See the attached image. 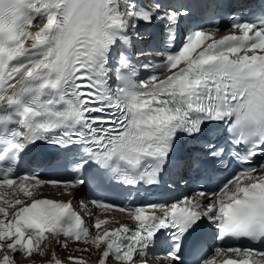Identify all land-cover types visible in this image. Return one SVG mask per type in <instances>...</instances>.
Masks as SVG:
<instances>
[{"label":"snow or ice","instance_id":"obj_1","mask_svg":"<svg viewBox=\"0 0 264 264\" xmlns=\"http://www.w3.org/2000/svg\"><path fill=\"white\" fill-rule=\"evenodd\" d=\"M189 15L187 6L161 0H0V186L14 189L11 201L0 197V264H20L68 241L89 246L78 251L94 248L91 264H147L164 234L162 258L182 264L185 237L205 224L220 242H264V15L234 17L219 39L214 29L198 28L169 50L173 29ZM155 21L167 29L159 63L133 62L126 50L114 55L121 43L142 38L141 23ZM141 72L148 75L141 79ZM181 136L199 142L203 154L189 166L227 157L239 170L215 189L170 201L92 200L105 213L126 212L129 223L96 217L86 225L71 199L38 198L49 185L71 196L88 183L82 172L92 165L121 187L156 185ZM39 142L76 149L77 174L45 180L18 173ZM212 251L195 264H217L216 256L227 257L219 264H264V249L254 244Z\"/></svg>","mask_w":264,"mask_h":264},{"label":"bare ground","instance_id":"obj_2","mask_svg":"<svg viewBox=\"0 0 264 264\" xmlns=\"http://www.w3.org/2000/svg\"><path fill=\"white\" fill-rule=\"evenodd\" d=\"M120 2L123 3L124 0H120ZM161 2L164 4L171 5L173 7L183 4V0H170L169 2H167V0H161ZM139 30L141 32L142 38L136 39L133 36L130 43H128V44L121 43V45L117 49H114V55H115V53H117L119 51L126 50L127 54H129L131 56L133 62H136L137 59H139L141 62H151V63L154 61L160 60L159 56L152 52L156 39H153V37L150 38V36H148L147 33L142 30L141 27ZM156 33L158 34V31H156ZM134 50H136L137 53L142 51L144 53V55L137 57V54L134 53ZM42 190H43V193L40 192V196L38 198L68 200L70 197V195L67 194L66 192H64L62 189L57 190L54 187H44ZM15 191L18 192V190H15ZM38 191H39V189H38ZM13 192H14V189H10L9 192L7 193L8 197H6V196H1V197L4 200L11 201L14 198ZM77 193H81V190H79V189L73 190L71 195L77 194ZM17 198L25 199V197H23L22 194L18 195ZM84 204H86V203H84ZM0 206H3V204L0 203ZM90 213H91V215H90ZM92 213H93L92 211H89V213L86 215V217H85V224L86 225L93 224L96 217H99L101 219H108L110 221H112V220L119 221V222L129 221L127 214H123V213L113 211V210L110 212H107V213H105L103 210H100V211H98L97 216L94 218L92 217ZM113 226H118V225L114 223ZM76 243H77L76 241L68 242V243H66L65 247H61L59 244L53 243L51 245V250L55 252V257H56V259H59L61 261V264H75L74 260L69 259L70 256L71 257H78V258H81V259H84L87 261H90L92 258L96 257L94 248H92L90 251H78L77 250L78 248L83 249V248H87L89 246L85 245L83 243H79V244H76ZM74 245H78L76 247V249L74 248L75 247ZM71 250H72V252L74 250L76 252L69 253V251H71ZM52 251H50L49 253H46L49 256V259L47 257L48 261L47 262L45 261L46 262L45 264H50V262H51V264H54V260L52 257ZM63 251H66V252H63ZM63 253L66 254L65 257L62 256ZM43 258H46V257L43 256ZM219 258L220 257H218L216 259H219ZM207 259H212V258L209 257ZM39 260H41V259H39ZM35 261H38V260H35ZM151 261L153 262V264H161V262H159V260L155 259V258ZM40 263L44 264L43 262H40Z\"/></svg>","mask_w":264,"mask_h":264},{"label":"rangeland","instance_id":"obj_3","mask_svg":"<svg viewBox=\"0 0 264 264\" xmlns=\"http://www.w3.org/2000/svg\"><path fill=\"white\" fill-rule=\"evenodd\" d=\"M94 217H96V214L94 215ZM68 243V242H67ZM76 244H79V243H76ZM68 246V245H67ZM75 249L78 245H74ZM62 252V251H61ZM63 252H66V251H63ZM73 252H76L75 250ZM72 250L69 251V253H73ZM38 256V257H37ZM43 256H45L46 258H43ZM43 256L39 255L38 253H34L30 258H21L20 259V264H41L40 262H43L44 264L48 261L49 259V256L47 254H44ZM63 257L66 256L65 253H63L62 255ZM48 257V259H47ZM41 259V260H39ZM35 260H38V261H35ZM46 261V262H45Z\"/></svg>","mask_w":264,"mask_h":264}]
</instances>
